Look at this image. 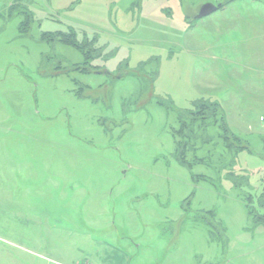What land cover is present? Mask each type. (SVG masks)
Returning a JSON list of instances; mask_svg holds the SVG:
<instances>
[{
  "label": "rangeland",
  "instance_id": "rangeland-1",
  "mask_svg": "<svg viewBox=\"0 0 264 264\" xmlns=\"http://www.w3.org/2000/svg\"><path fill=\"white\" fill-rule=\"evenodd\" d=\"M246 201L264 0H0V264H264Z\"/></svg>",
  "mask_w": 264,
  "mask_h": 264
},
{
  "label": "trees",
  "instance_id": "trees-1",
  "mask_svg": "<svg viewBox=\"0 0 264 264\" xmlns=\"http://www.w3.org/2000/svg\"><path fill=\"white\" fill-rule=\"evenodd\" d=\"M12 8V7H11ZM43 36H44V39H46L47 37H49V36H51V37H55L56 39L58 38V40L59 41H62L63 43H66V44H69V45H71V46H73L74 48H76L78 51H80L82 54H83V62L81 63L83 66H82V68H81V70H79L78 68L76 69V70H78V71H87V69H86V67H85V65L88 63V61H89V56H88V48L90 47V49L92 48L93 49V47L91 46V45H95L96 44V40H95V38L93 37V41L92 42H90V41H88L87 40V37L84 35L83 37H82V42H79L78 40H77V38H76V36H68V35H66L65 33H63V32H55V33H51V32H46V33H43ZM91 43V44H90ZM88 47V48H87ZM184 113H186V112H183L182 114H184ZM182 121H183V119L184 118H181V117H179ZM177 120H178V116H177ZM178 123H179V120H178ZM191 123H193L192 121H187V120H185V121H183V122H180L179 124H180V129L178 130L179 131V133L180 134H182V133H184L185 134V136H186V138L188 139L190 136H187V135H190L192 132H191ZM176 134H177V132H173V136H175V140H177V137H176ZM178 135V134H177ZM185 136L184 137H182L181 139H183V141H185L184 143H182L181 141H179L178 142V140L176 141V143H177V146H178V150H179V161H180V163L181 164H183V165H185V163H182L181 162V157L183 156L182 154H181V152L182 151H184L185 152V150H187V147H186V145H185V143H186V138H185ZM191 137H193V135H191ZM240 149V148H239ZM239 149H238V151H239ZM234 152V151H233ZM234 155V154H233ZM234 159V158H233ZM232 159V160H233ZM185 161H186V159H185ZM189 163V162H188ZM233 164H234V160H233ZM199 179V178H198ZM245 209H246V212H247V214L249 215V216H251L252 217V220H253V222L255 223V224H258V223H261V222H264V219H262V218H264V216H256V215H252L251 213H250V211L248 210V207H247V201L245 202Z\"/></svg>",
  "mask_w": 264,
  "mask_h": 264
},
{
  "label": "water",
  "instance_id": "water-1",
  "mask_svg": "<svg viewBox=\"0 0 264 264\" xmlns=\"http://www.w3.org/2000/svg\"><path fill=\"white\" fill-rule=\"evenodd\" d=\"M217 7L218 6H216L210 2L203 3L199 8V12H198V15L196 18H203V17L215 12Z\"/></svg>",
  "mask_w": 264,
  "mask_h": 264
}]
</instances>
